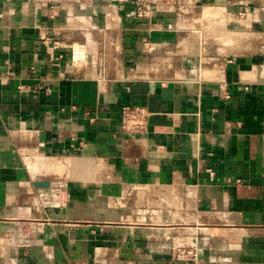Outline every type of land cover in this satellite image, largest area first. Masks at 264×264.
Segmentation results:
<instances>
[{
  "label": "crops",
  "instance_id": "obj_1",
  "mask_svg": "<svg viewBox=\"0 0 264 264\" xmlns=\"http://www.w3.org/2000/svg\"><path fill=\"white\" fill-rule=\"evenodd\" d=\"M133 2L0 0V264H264V13L243 54L203 50L201 72L188 46L138 77L142 40L175 32ZM124 106L150 113L144 134Z\"/></svg>",
  "mask_w": 264,
  "mask_h": 264
},
{
  "label": "built area",
  "instance_id": "obj_2",
  "mask_svg": "<svg viewBox=\"0 0 264 264\" xmlns=\"http://www.w3.org/2000/svg\"><path fill=\"white\" fill-rule=\"evenodd\" d=\"M136 7V12L134 13L136 19L139 21H145V20H151L153 18L163 16L166 17L168 20L172 23V29L175 32V38L173 40L168 39H162V40H154L151 38H145L140 43V51L142 56H155L156 58L160 59L157 56H160V54H163L165 51L166 53H169V58H163V62L166 66H168L167 63H171L170 66H173V58L171 60L172 55L174 56V50L178 49L181 46L182 52L186 53L189 47L187 49L185 48V40L182 38H188L190 34L189 27L181 29V24H185L186 20L187 22L189 20L194 19L197 15V17L200 16L199 20H204L203 10H197V9H189L185 7L183 0H134L132 3ZM196 11H200L199 13H193ZM207 11H204V14ZM202 13V14H201ZM255 11H252L251 9H245L240 10L237 13H231L228 10H225V15L229 19H238L239 21L245 22L248 26L244 29H239V31L243 32L245 30L246 32H249V34L253 30V26L251 25V22L255 21L254 17L256 16ZM260 13H264V8H262V11ZM224 15V16H225ZM196 17V18H197ZM216 19V18H215ZM197 19H194L195 21ZM198 20V21H199ZM234 23V22H231ZM186 27V26H184ZM179 36H182L181 41L178 39V43L172 45V42H177L176 38H179ZM205 46H207L205 40L203 43ZM173 46V48H172ZM204 46V47H205ZM171 47V48H170ZM175 48V49H174ZM205 52H207V47L203 49ZM172 53V54H171ZM207 63V62H206ZM157 74V73H156ZM159 75V74H157ZM149 118L150 113L146 110L144 107L140 106H124L122 110V124L121 128L123 133L135 136V135H142L144 134L149 125ZM175 258L176 260L183 261V262H195L198 259V251L195 246H191L189 248L185 247L183 243L175 245Z\"/></svg>",
  "mask_w": 264,
  "mask_h": 264
},
{
  "label": "rangeland",
  "instance_id": "obj_3",
  "mask_svg": "<svg viewBox=\"0 0 264 264\" xmlns=\"http://www.w3.org/2000/svg\"><path fill=\"white\" fill-rule=\"evenodd\" d=\"M204 11L205 10H203L204 20L202 21L199 20L200 16L197 17L198 16L197 15L196 16L197 18L196 17L194 18L197 20L193 21L194 19H192V20H189L188 22L186 20L185 24L183 23L181 24L180 26L181 29L189 27L190 29L189 32L191 35L188 38H182V36H179V38H176L177 42L174 43L173 41L172 45L174 44L175 46V44L179 42L178 39L182 38L186 42L185 48L187 49L188 46L195 47L199 54V58H200V54L202 53L203 49L206 47L208 49V54L206 58H213L217 56L218 54H221L222 59H227V58H231V57L243 54L247 48L251 49L252 47L251 43H249L248 46H247V43L251 42V39H253L252 36L249 34V32H246L245 30H243V32L239 31L240 28L244 29L245 27L248 26L247 24H245V22L239 21L238 19H235L234 17H233V20L232 19L230 20L229 18H227L225 14H223L225 13V10L223 11L220 9H209V10H206L207 12H205V14H204ZM219 11L220 12L223 11L221 12L223 15L222 14L220 15ZM261 11H262V7H259L257 12L256 11L255 12L259 15L261 14L260 13ZM199 12L196 11L193 13H199ZM256 17L257 16L254 17V20H256L255 19ZM231 22H234V23H231ZM174 38L175 37H172L170 40H173ZM254 39H256V37H254ZM204 40L207 46L203 44ZM221 46H223L224 49L225 48L227 49L223 50ZM182 51L183 50L181 49V46L177 50L176 49L174 50V56L172 55L171 57V60L173 58L172 60L173 66H170L172 62L170 64L167 63L168 66L164 64L163 58L164 57L169 58L171 56V55L169 56L168 55L169 53H166L165 51L163 52V54H160V56H157L160 59L156 58L155 56H149V58L147 56H141L142 60L136 62L137 64L136 70L132 71V73L129 72L127 76L131 74L132 76L139 77V76H143L144 73L145 75L150 74V72L152 71L154 74L156 73L159 74L158 76H160V74L163 73V75L170 77L171 75L169 74H174L173 70L181 69L180 66L183 64L182 61L184 58H186L187 53H188V50L186 53L185 52L183 53ZM201 55L203 56H201L200 60L199 59H189V60L191 61V64H193L194 66L195 64H198L200 68H198L197 70H201L202 72L203 68L207 64L206 63L203 64L204 62L203 58H205L204 57L205 53ZM209 61L210 59L207 60L206 62H209ZM62 189H65V188L63 187ZM154 220H156V218H154ZM157 220L162 221L163 219L161 220L157 218Z\"/></svg>",
  "mask_w": 264,
  "mask_h": 264
},
{
  "label": "bare ground",
  "instance_id": "obj_4",
  "mask_svg": "<svg viewBox=\"0 0 264 264\" xmlns=\"http://www.w3.org/2000/svg\"><path fill=\"white\" fill-rule=\"evenodd\" d=\"M230 20H231V19H230ZM232 20H233V19H232ZM228 21H229V20H228ZM226 23H227V22H226ZM242 25H243V24H242ZM244 26H245V25H244ZM224 36H225V35H224ZM230 41H231V40H230ZM223 45H224V44H223ZM221 47L223 48V46H221ZM225 49H227V48H225ZM225 49L223 48V50H225ZM226 51H227V50H226ZM226 51H225V52H226Z\"/></svg>",
  "mask_w": 264,
  "mask_h": 264
}]
</instances>
